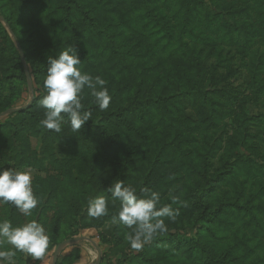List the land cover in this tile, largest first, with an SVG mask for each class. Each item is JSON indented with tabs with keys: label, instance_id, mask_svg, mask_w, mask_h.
I'll return each mask as SVG.
<instances>
[{
	"label": "rangeland",
	"instance_id": "obj_1",
	"mask_svg": "<svg viewBox=\"0 0 264 264\" xmlns=\"http://www.w3.org/2000/svg\"><path fill=\"white\" fill-rule=\"evenodd\" d=\"M74 1L81 4L80 14L71 16L76 22L85 10L114 37L120 51L138 48L136 56L126 54L118 61L110 49L103 51V41L91 47L99 64L95 70L108 91L127 83L130 66L137 78L143 77L140 102L147 96L164 99V105L150 107V115L140 110L143 120L136 123L132 139L146 146L132 156L138 160L129 164L124 185L140 196L141 188L158 192V207L170 204L179 215L174 222L163 218L166 234L139 251L131 249L125 239L131 230L112 220L120 202L101 186L106 179L117 180L114 166H108L113 153L97 160L85 150L88 138L99 141L94 150L100 148L98 132L85 137L65 124L57 134L24 118L28 128L19 139L0 128V168L30 169L39 203L27 217L0 204V221L20 227L35 220L44 226L50 244L42 261L18 252L17 264H52L57 246L75 238L100 246V264H206L192 245L183 249L189 241H200L220 264H264V0ZM65 5L64 0H0V114L35 98L36 114L44 118L38 102L45 94L48 57L39 31L48 23L55 28L51 43L68 41ZM84 27L81 23L80 29ZM13 115L0 118V125ZM43 129L46 141L39 137ZM21 154L23 166L17 164ZM92 163L96 167L91 169ZM88 171H93L91 178ZM195 195L203 200L200 206L192 199ZM100 196L108 199V215L91 218L88 203ZM97 261V250L85 240L66 246L58 263Z\"/></svg>",
	"mask_w": 264,
	"mask_h": 264
},
{
	"label": "clouds",
	"instance_id": "obj_2",
	"mask_svg": "<svg viewBox=\"0 0 264 264\" xmlns=\"http://www.w3.org/2000/svg\"><path fill=\"white\" fill-rule=\"evenodd\" d=\"M81 64L78 48L74 45H69L55 58L48 56L47 74L43 81L45 94L38 102L44 110V118L39 121L41 127L58 134L63 125L68 124L73 132L79 131L92 115L84 110L82 103V93L86 88L100 111L109 108L112 98L105 87L106 81L98 75L93 77L82 72L78 67ZM32 180L30 169L0 168V204H9L24 216H31L39 203L33 193ZM105 191L113 201L119 200V211L112 220L131 230L125 239L136 251L168 232L164 217L174 222L179 215V210H174L170 204L158 207L160 194L148 188H141L143 195L140 196L136 188L125 186L124 181L117 179ZM176 202L177 198L172 197V203ZM108 211V199L104 196L88 203L87 214L91 218L107 216ZM49 244L44 226L35 220L20 227H13L9 220L0 221V264H17L18 252L42 261ZM4 245L11 247L3 250Z\"/></svg>",
	"mask_w": 264,
	"mask_h": 264
},
{
	"label": "trees",
	"instance_id": "obj_3",
	"mask_svg": "<svg viewBox=\"0 0 264 264\" xmlns=\"http://www.w3.org/2000/svg\"><path fill=\"white\" fill-rule=\"evenodd\" d=\"M64 1L66 4L62 7L66 10L64 17L66 26L64 29L67 33H69V39L66 42L51 43L50 40L55 34V28H53V26L48 23L43 24L39 31V37L44 42L43 49L45 57L52 56L53 58H55L56 55L64 51L69 45H74L78 48L80 59L82 62V64L78 66L80 70L82 72H89L88 74L92 75L93 77L97 75L101 77L102 74L100 73V70H95L99 67V64L95 60V55L90 51L91 47L95 46V43L98 40H101L105 43L103 51L110 49L111 55H113V53L118 55V61L124 60L126 54L136 56V51L138 50L136 46L134 48L132 47L133 50L130 49L127 53L120 51L121 48L116 46L114 37L111 36L108 31L103 30L101 24L98 21L97 23L99 24V26L93 23L94 21H96V18L92 16L91 13L84 10V17H82L78 22L72 19V15L76 13L80 14L81 4H79L78 1L74 0ZM73 4H75L76 7H74ZM4 18L8 22V25L14 35L18 40H20L15 28L12 25L11 20H9L5 14ZM81 23H83L85 26L83 29H80ZM84 33L87 34L85 37H83ZM126 69L129 72L127 83L125 85L118 84L116 89L112 93L108 91L112 99L107 110L100 111L98 109V107L94 103V98L91 96L89 89L86 88L83 91L82 103L84 104V110L90 111L92 115L91 119L79 130V134L85 137H90V135L95 131L98 132L99 138L101 139L100 148L94 150L93 146L95 142L99 141L88 138V141L86 143L87 148L85 149L89 154V156L87 157L99 160V158L102 159V157H110V153H113L110 161H108V166H114L116 168L115 169L114 167H112L111 169L115 171L114 175L117 176L116 179L124 181V184H126L124 180V174L126 171H128L129 164L132 161L138 160L137 156H132L136 155L138 151L140 152L142 148L146 146L145 144H140L138 140L132 139L134 135L136 136L135 131L139 129L136 123L143 120L144 114H151L150 107H152L153 104L164 105V99L159 95L153 97L147 96V99L145 101L140 102L142 98L138 97V94L142 91L143 77L141 75H138V78L141 79V81H139L136 77V74L133 73V71L130 69V66H126ZM23 79H26L24 75ZM35 106L36 102L33 103V105L29 109L19 113H15L5 125H0V128L11 130L14 134L13 138L19 139V135L28 128V125L26 123L24 124V118H29L31 120L29 121L31 123V126H33L35 123H39V121L41 120L40 117H38L36 114ZM143 108L145 109V113L142 115L143 112L141 113V111L143 110ZM98 111L100 112L98 113ZM62 115L64 114L62 113ZM43 132L44 129L39 133V137L42 136L43 140L46 141L48 135H43ZM49 137L50 141H52V136L49 135ZM128 140L129 143L127 145H123L124 142ZM22 159L23 156L21 154V157L17 163L19 166L24 165ZM150 159H152L151 156ZM90 167L91 169L96 167L95 163H92ZM88 175L91 178L93 175V171H88ZM111 184L112 183H110L109 180L106 179L101 186L105 187L106 189ZM49 193H51V191H49ZM192 199H194L196 201V204H198L199 206L202 204L203 200L198 195H195V197H192ZM188 209L194 210V207ZM176 242L177 241H175L174 243ZM196 244L192 241H189L185 244H182V247L185 251H189L192 245V248L196 250V254H201L200 259H203L206 264H220L218 261H216L215 256L212 254L210 249H206V246L200 241H197ZM202 254H204L205 258L202 257ZM222 264L230 263L224 262Z\"/></svg>",
	"mask_w": 264,
	"mask_h": 264
},
{
	"label": "water",
	"instance_id": "obj_4",
	"mask_svg": "<svg viewBox=\"0 0 264 264\" xmlns=\"http://www.w3.org/2000/svg\"><path fill=\"white\" fill-rule=\"evenodd\" d=\"M0 20H2L1 16H0ZM10 33H12V32L10 31ZM18 49H19V53H20V56H21L22 64H23V67H24V71H25V74H26V77H27L29 89H30V91L33 92L34 91L33 81H32V78H31V75H30V72H29V69H28L24 54H23V50H22V48L19 45H18ZM34 100H35V98H32V100L25 107L12 109V110H9V111H7V112H5L3 114H0V118L5 117V116H9V115H13L15 113H19V112H22L24 110L29 109L32 106ZM85 240L90 242L95 247V249L97 250V252H98L97 264H100V262L102 260V249L100 248V246L96 242H94L91 239H86V238H75V239L67 240V241H64V242L60 243L58 245V247L56 248V251L54 253L52 264H58L61 252L66 246L77 244V243L83 242Z\"/></svg>",
	"mask_w": 264,
	"mask_h": 264
},
{
	"label": "crops",
	"instance_id": "obj_5",
	"mask_svg": "<svg viewBox=\"0 0 264 264\" xmlns=\"http://www.w3.org/2000/svg\"><path fill=\"white\" fill-rule=\"evenodd\" d=\"M79 262V261H78Z\"/></svg>",
	"mask_w": 264,
	"mask_h": 264
}]
</instances>
